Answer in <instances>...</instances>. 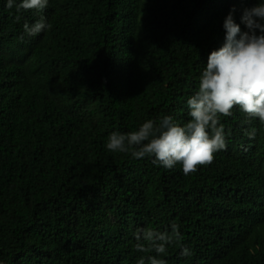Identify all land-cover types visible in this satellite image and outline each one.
<instances>
[{
	"label": "trees",
	"instance_id": "16d2710c",
	"mask_svg": "<svg viewBox=\"0 0 264 264\" xmlns=\"http://www.w3.org/2000/svg\"><path fill=\"white\" fill-rule=\"evenodd\" d=\"M255 2L49 0L17 13L0 0V264H148L138 230L173 223L182 240L157 256L166 264H264V123L238 106L221 116L226 149L188 175L106 148L148 119L187 122L225 17L235 8L246 30ZM40 15L50 28L28 36Z\"/></svg>",
	"mask_w": 264,
	"mask_h": 264
},
{
	"label": "clouds",
	"instance_id": "9594fccd",
	"mask_svg": "<svg viewBox=\"0 0 264 264\" xmlns=\"http://www.w3.org/2000/svg\"><path fill=\"white\" fill-rule=\"evenodd\" d=\"M48 3L49 0H20L19 3L7 0L6 7L11 9L15 4L17 13L28 10L42 13ZM235 11L232 8L225 17L224 42L210 52L200 73L199 88L186 101L190 119L181 124L171 115H165L158 120H146L135 131H113L106 142L110 152L129 153L135 159L152 158V163L166 169L180 163L183 173L188 175L198 165L211 164L213 154L226 149L221 116H231L238 106L249 120L264 123V0L242 10L241 22L246 30L235 22ZM23 27L28 36H36L50 28V24L40 15L34 24L25 23ZM141 239L143 243L139 242ZM136 240V251H154L160 256L166 253L167 245L179 244L182 237L178 225L173 223L170 232L140 229ZM180 255L188 256L191 252L182 247ZM157 256L147 257L148 264H166ZM139 264H145V258Z\"/></svg>",
	"mask_w": 264,
	"mask_h": 264
}]
</instances>
